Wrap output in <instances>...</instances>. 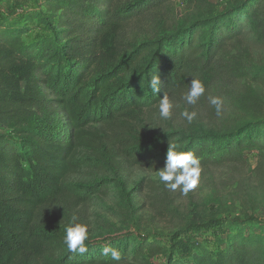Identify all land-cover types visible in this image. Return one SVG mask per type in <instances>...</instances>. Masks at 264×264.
<instances>
[{"label":"trees","instance_id":"1","mask_svg":"<svg viewBox=\"0 0 264 264\" xmlns=\"http://www.w3.org/2000/svg\"><path fill=\"white\" fill-rule=\"evenodd\" d=\"M176 1L41 0L42 12L24 17L43 29L29 40L25 23L0 22V264H154L156 256L161 264H264L258 219L250 231L247 220L228 222L214 252L200 246L188 260L133 236L87 239L84 254L63 243L71 217L88 228V206L113 186L126 216L124 175L159 171L173 143L202 169L238 172L255 154L253 180L264 186V60L246 45L264 48V0H227L220 13L209 0H186L178 18ZM155 75L158 92L149 86ZM192 79L203 82L202 96L245 81L228 98L235 116L211 127L150 129L147 112L164 95L184 102ZM153 197L158 214L167 213L168 195ZM105 247L121 260L104 257Z\"/></svg>","mask_w":264,"mask_h":264},{"label":"rangeland","instance_id":"2","mask_svg":"<svg viewBox=\"0 0 264 264\" xmlns=\"http://www.w3.org/2000/svg\"><path fill=\"white\" fill-rule=\"evenodd\" d=\"M209 1L216 6L219 13L225 9L227 2ZM40 2L41 0H0V22L25 23L28 26L25 29L26 40L39 36L43 29L37 25L35 18L27 17L24 22V17L32 11L42 12ZM185 2L186 0L176 1L177 18L182 15ZM28 32L30 33L27 35ZM246 45L256 59L264 60V48L248 41ZM245 84V81H241L230 83L225 89H211L194 105L187 104L185 100L182 103L174 101L169 119H162L159 116V107H156L146 114L147 126L152 130L173 131L186 129L190 125H219L235 116L229 108L228 98L232 94L236 95ZM260 89L264 95V87L261 86ZM212 97L223 100L220 115H217L215 107L210 103ZM185 109L196 113L191 123L181 115ZM256 162L257 156L250 154L248 167L240 168L238 172L233 167L203 168L198 186L187 195H183L179 189L171 191L165 188L159 181V171L132 169L124 175L123 181L126 186L125 193H128L131 202L128 214L124 216L121 212V189L113 186L107 198L96 199L87 208L88 240L90 243H106L129 236L136 240H158L168 251L175 253L176 258L182 260H188L192 253H197L200 246L214 252L226 237L228 222L247 220L246 230L250 231L251 219L264 220V186L257 185L253 180ZM109 178L111 181L115 180ZM154 192L168 195L167 213L159 215L154 209ZM149 262L161 264L164 259L156 256Z\"/></svg>","mask_w":264,"mask_h":264},{"label":"clouds","instance_id":"3","mask_svg":"<svg viewBox=\"0 0 264 264\" xmlns=\"http://www.w3.org/2000/svg\"><path fill=\"white\" fill-rule=\"evenodd\" d=\"M161 81L158 76H153L149 81V86L154 92L160 90ZM205 93V86L199 79H192L187 93L183 99L189 105L197 103L199 98ZM210 103L215 107L217 115H220L223 107V100L219 97L210 98ZM173 104L168 96L164 95L159 103V116L162 119L171 117ZM188 123H191L195 117V112H189L186 109L181 113ZM179 145L173 143L168 145L164 167L158 172L159 181L164 187L176 191L179 189L183 195L195 189L200 181L202 168L199 158L191 151H178ZM76 216H72L70 223L65 228L63 243L67 250L72 253L84 254L88 249L85 241L88 239V228L86 225L76 223ZM104 257H110L114 261L121 260V252L114 247H105L102 251Z\"/></svg>","mask_w":264,"mask_h":264}]
</instances>
